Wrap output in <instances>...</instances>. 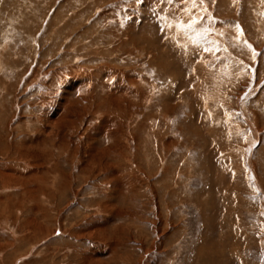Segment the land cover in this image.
<instances>
[{"label": "rangeland", "instance_id": "374dc122", "mask_svg": "<svg viewBox=\"0 0 264 264\" xmlns=\"http://www.w3.org/2000/svg\"><path fill=\"white\" fill-rule=\"evenodd\" d=\"M0 139V264H264V0H0Z\"/></svg>", "mask_w": 264, "mask_h": 264}, {"label": "bare ground", "instance_id": "6f19581e", "mask_svg": "<svg viewBox=\"0 0 264 264\" xmlns=\"http://www.w3.org/2000/svg\"><path fill=\"white\" fill-rule=\"evenodd\" d=\"M65 100V99H64ZM59 110V109H58ZM70 111V110H69ZM55 113H57V111L55 112ZM59 113V112H58ZM55 116V115H54ZM13 118V117H12ZM52 118H53V116H52ZM55 118V120L54 119H51L52 121H54V123H57V124H60V122H65L67 119H66V116H65V114H61V115H59L57 118L56 117H54ZM67 123H71V121L70 120H68L67 121ZM62 124V123H61ZM6 127V126H5ZM12 128V127H11ZM60 139H61V143H63L62 142V137H60ZM1 140V139H0ZM57 140V139H56ZM55 142V141H54ZM68 144V143H67ZM65 145V144H64ZM12 146V145H11ZM61 146V144L60 143H58V147H60ZM72 146V145H71ZM70 146V147H71ZM75 147V146H74ZM73 147V148H74ZM30 148V147H29ZM64 148V147H63ZM33 149V148H32ZM71 150V149H70ZM116 150V149H115ZM11 151V150H10ZM15 151V150H14ZM34 151V150H33ZM112 151V150H111ZM110 151V152H111ZM110 152H106V153H104L105 154V156H109L110 155ZM72 153V152H71ZM112 153V152H111ZM16 155V154H15ZM14 155V156H15ZM93 155V154H92ZM120 155V154H119ZM102 156H104V155H102ZM102 156H100V157H97V160H98V162H100V163H102L101 161H102ZM118 157V156H117ZM35 158V157H34ZM96 158V157H95ZM114 158V157H113ZM121 160V159H120ZM92 161V160H91ZM106 161V160H105ZM99 163V164H100ZM84 164V163H83ZM82 166V165H81ZM102 166H103V164H102ZM106 166V165H105ZM37 167V166H36ZM92 167V166H91ZM68 185V184H67ZM106 208V207H105ZM109 208V207H108ZM123 231V230H122ZM103 240V239H102Z\"/></svg>", "mask_w": 264, "mask_h": 264}, {"label": "snow or ice", "instance_id": "6c2138e0", "mask_svg": "<svg viewBox=\"0 0 264 264\" xmlns=\"http://www.w3.org/2000/svg\"><path fill=\"white\" fill-rule=\"evenodd\" d=\"M168 2H169V3H172L173 0H168ZM183 2L187 3L188 0H183ZM191 2H192L193 5L196 4V0H191ZM201 2H202V0H201ZM184 11H188V9H184ZM193 19L195 20V16L193 17ZM201 19H202V18H201ZM188 27H189V28H194V27H196V24H195V23H190Z\"/></svg>", "mask_w": 264, "mask_h": 264}]
</instances>
